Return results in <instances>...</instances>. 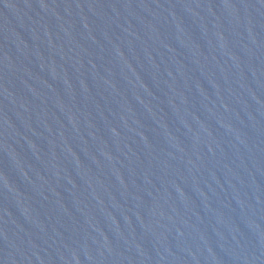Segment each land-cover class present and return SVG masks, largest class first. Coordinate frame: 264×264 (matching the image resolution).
<instances>
[{
	"label": "water",
	"instance_id": "water-1",
	"mask_svg": "<svg viewBox=\"0 0 264 264\" xmlns=\"http://www.w3.org/2000/svg\"><path fill=\"white\" fill-rule=\"evenodd\" d=\"M0 264H264V0H0Z\"/></svg>",
	"mask_w": 264,
	"mask_h": 264
}]
</instances>
